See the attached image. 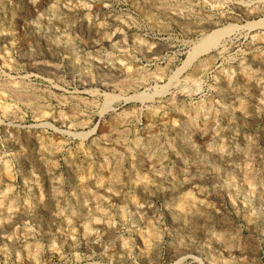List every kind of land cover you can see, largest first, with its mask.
I'll use <instances>...</instances> for the list:
<instances>
[{
    "label": "rangeland",
    "instance_id": "1",
    "mask_svg": "<svg viewBox=\"0 0 264 264\" xmlns=\"http://www.w3.org/2000/svg\"><path fill=\"white\" fill-rule=\"evenodd\" d=\"M0 264H264V0H0Z\"/></svg>",
    "mask_w": 264,
    "mask_h": 264
},
{
    "label": "bare ground",
    "instance_id": "2",
    "mask_svg": "<svg viewBox=\"0 0 264 264\" xmlns=\"http://www.w3.org/2000/svg\"><path fill=\"white\" fill-rule=\"evenodd\" d=\"M227 29V28H226ZM222 31L221 30H218L216 32H213L211 35L207 36L204 40H203V43H202V47L208 45L209 43H211L217 35H219ZM214 43V42H213ZM18 93V92H17Z\"/></svg>",
    "mask_w": 264,
    "mask_h": 264
}]
</instances>
